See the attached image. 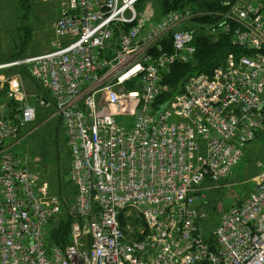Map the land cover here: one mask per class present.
Listing matches in <instances>:
<instances>
[{"label":"built area","instance_id":"built-area-1","mask_svg":"<svg viewBox=\"0 0 264 264\" xmlns=\"http://www.w3.org/2000/svg\"><path fill=\"white\" fill-rule=\"evenodd\" d=\"M62 1L53 51L12 66L29 69L62 122L80 221L50 248L64 204L31 158L6 148L37 118L22 76L7 78L17 109L0 114V264H264V158L245 203L210 236L201 226L206 186L235 173L264 127V4L238 0L221 24L246 54L162 100L163 76L196 57L193 15Z\"/></svg>","mask_w":264,"mask_h":264},{"label":"rangeland","instance_id":"rangeland-1","mask_svg":"<svg viewBox=\"0 0 264 264\" xmlns=\"http://www.w3.org/2000/svg\"><path fill=\"white\" fill-rule=\"evenodd\" d=\"M163 1L145 0L138 6L142 8L143 14L153 10L154 15L159 16L163 13ZM28 2L31 6L27 13V10H21L20 0H0V67H6V70L0 69V114L3 106L9 107L7 109L10 114L17 109L8 95L6 81L14 75H21L27 98L30 104L37 107V118L20 135L8 141L6 148L12 149L14 154L31 158L35 164L34 169L43 179L40 187L50 189L54 196L62 200L64 204L62 214L53 219L49 228L53 240V237L60 233L61 225H72L73 222L80 221L71 214V206L76 201V189L70 181L71 157L67 140L62 122L53 117V106L44 107L40 104L41 99L51 102L49 95L26 70H23V65H9L17 61L23 63L32 56L53 49L52 43L57 39L55 23L63 13L64 3L62 0ZM233 2L229 4L230 9L237 4V0ZM183 9L182 7L173 11H184ZM192 25L190 23L188 28H192ZM214 34L216 35L217 31H214ZM263 158L264 127L259 131L255 142L246 148L245 158L235 173L223 182L217 183L218 185L206 186L205 202L202 207L204 217L201 221L204 234H212L222 215L231 208L245 203L256 185L260 173L258 164ZM37 164L39 166H36ZM70 229L71 226L69 232Z\"/></svg>","mask_w":264,"mask_h":264},{"label":"trees","instance_id":"trees-1","mask_svg":"<svg viewBox=\"0 0 264 264\" xmlns=\"http://www.w3.org/2000/svg\"><path fill=\"white\" fill-rule=\"evenodd\" d=\"M29 0H20L21 10L30 9ZM231 0H164L163 13L184 8V12L193 15L192 28L196 37L197 54L192 63L183 66H173L169 73L167 72L163 78L164 83L171 89V93L162 100L170 99L173 94L179 92L182 84L194 75H212L213 72L225 65L227 58L236 54L237 58L246 54L232 44V35L222 32L221 24L229 16ZM260 4H264V0H259ZM183 12V11H181ZM162 13V14H163ZM27 17V16H26ZM194 26V27H193ZM25 30V29H24ZM197 30V31H196ZM217 31V34H214ZM20 58V57H18ZM29 74V70L22 67ZM49 97V96H48ZM70 156V152H69ZM70 224L60 226V235L56 234L53 241L57 244L67 243ZM211 234H209L210 236ZM208 236V237H209Z\"/></svg>","mask_w":264,"mask_h":264},{"label":"bare ground","instance_id":"bare-ground-1","mask_svg":"<svg viewBox=\"0 0 264 264\" xmlns=\"http://www.w3.org/2000/svg\"><path fill=\"white\" fill-rule=\"evenodd\" d=\"M145 1V0H144ZM143 1V2H144ZM234 0H231V2H229L230 3V5L232 4V3H234L233 2ZM238 1V0H237ZM259 1V0H258ZM142 3V2H141ZM140 3V4H141ZM51 51H53V49L52 50H50L49 52H51ZM49 52H46V53H49ZM46 53H44V54H46ZM18 62V61H17ZM17 62H15V63H17ZM15 63H13L12 65H15ZM20 63H17L16 65H19ZM12 65H9V66H12ZM23 65V64H22ZM26 68V67H25ZM28 69V68H27ZM6 70V69H5ZM29 70V69H28ZM50 98V97H49ZM69 235V234H68ZM68 238V237H67ZM51 247V249H53L54 247H56V246H58V244L57 243H55V242H53L51 245H50Z\"/></svg>","mask_w":264,"mask_h":264},{"label":"water","instance_id":"water-1","mask_svg":"<svg viewBox=\"0 0 264 264\" xmlns=\"http://www.w3.org/2000/svg\"><path fill=\"white\" fill-rule=\"evenodd\" d=\"M165 109V107L162 108V111Z\"/></svg>","mask_w":264,"mask_h":264}]
</instances>
